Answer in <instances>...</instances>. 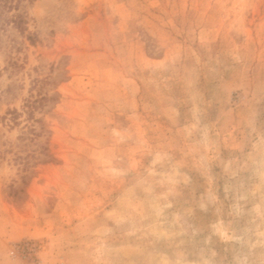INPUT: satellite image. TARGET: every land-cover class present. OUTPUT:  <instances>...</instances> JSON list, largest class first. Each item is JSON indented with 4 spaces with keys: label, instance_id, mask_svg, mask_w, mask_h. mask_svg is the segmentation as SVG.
I'll list each match as a JSON object with an SVG mask.
<instances>
[{
    "label": "rangeland",
    "instance_id": "374dc122",
    "mask_svg": "<svg viewBox=\"0 0 264 264\" xmlns=\"http://www.w3.org/2000/svg\"><path fill=\"white\" fill-rule=\"evenodd\" d=\"M0 264H264V0L0 1Z\"/></svg>",
    "mask_w": 264,
    "mask_h": 264
},
{
    "label": "trees",
    "instance_id": "16d2710c",
    "mask_svg": "<svg viewBox=\"0 0 264 264\" xmlns=\"http://www.w3.org/2000/svg\"><path fill=\"white\" fill-rule=\"evenodd\" d=\"M0 1H2V0H0ZM11 112H12L13 114H15V113H16L15 109L11 110Z\"/></svg>",
    "mask_w": 264,
    "mask_h": 264
}]
</instances>
